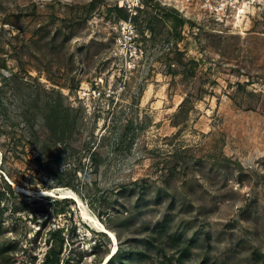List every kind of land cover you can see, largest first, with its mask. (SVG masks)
Returning <instances> with one entry per match:
<instances>
[{
  "label": "rangeland",
  "instance_id": "obj_1",
  "mask_svg": "<svg viewBox=\"0 0 264 264\" xmlns=\"http://www.w3.org/2000/svg\"><path fill=\"white\" fill-rule=\"evenodd\" d=\"M115 7L0 0V264H42L58 227L59 264H100L111 240L92 219L117 237L109 264H264V5L234 25L149 0L122 26ZM153 14L165 22L154 32ZM187 59L207 81L184 78ZM204 90L173 135L185 92ZM181 150L188 166L169 175Z\"/></svg>",
  "mask_w": 264,
  "mask_h": 264
},
{
  "label": "trees",
  "instance_id": "obj_2",
  "mask_svg": "<svg viewBox=\"0 0 264 264\" xmlns=\"http://www.w3.org/2000/svg\"><path fill=\"white\" fill-rule=\"evenodd\" d=\"M148 3V1H147ZM146 3V4H147ZM109 10H113L115 11L119 16H121L124 20H132V18H136L138 16V14L141 13L142 9H138L137 12L135 14H131L129 11H127L125 8L122 7H115V8H109ZM164 20L157 14H153L149 17L147 23H146V27L150 30L154 32V28L155 26H158L160 28L164 27ZM173 51L180 53V51L177 49L176 46L173 47ZM183 63H181L184 67H183V76L184 78H187L188 76H192L194 75L195 77L199 78V83H201L202 81H207L208 80V75L205 72H202L201 75V71L198 69L197 66V61L194 59H187L186 61H182ZM177 64L176 61H172L168 63V70L169 73L174 75L175 73V69L172 68L173 66H175ZM199 72V74H198ZM221 76H223V78L226 80V73H221ZM62 85V84H61ZM203 92H206V90L204 91H197V93H191V92H185L183 99L181 100V102L178 104L176 111L173 113L172 115V119H171V124L173 126H175L177 128L175 134L176 135L180 132L181 130V125L186 122L188 115L190 113V110L193 106V101H195L196 99L201 98ZM259 96L262 97L264 99V94L263 93H259ZM259 110H261L262 108H264V105H257V107ZM63 117H66L65 114ZM63 122H65L64 118H63ZM47 129L46 126V122L45 124L42 125L41 128H39V132L44 131ZM99 152L98 150H96V148H94L93 150H91V152L89 153L90 159H91V165L90 168L91 170H97L98 166H99V161L96 159L95 155H97ZM175 155L177 157H175ZM172 164L170 165H163L161 168L168 173L169 175H172L174 171L176 170H185L188 166L189 160H187L184 156V154L182 153L181 150V154L178 155L177 152L172 153ZM221 160L227 162V163H235L236 164V170L237 173L239 174V176L242 175V172L244 171L243 166L240 164L239 161H236L233 158H228V157H221ZM197 162V161H196ZM252 171V170H251ZM264 177V172H262L261 174ZM239 183H241V180L239 181ZM66 185V184H65ZM8 188L11 192H13V190L11 189L10 184H8ZM20 192V191H19ZM21 193V192H20ZM49 196V195H48ZM64 200H66V198H62ZM57 200V199H56ZM61 201V200H58ZM164 221H160L159 223L155 224L154 227L157 230H163V225H164ZM101 232L103 234H106V232L103 231H98ZM244 233H250L251 231H249L248 228L243 229ZM48 234L49 236L46 237L45 241L49 242L50 245L48 247V249L46 250L45 254H44V259H43V263L42 264H59L60 263V255H59V249L62 246V242L64 240V235L63 232L61 230V228H54V229H49L48 230ZM189 242H192L193 239H189ZM120 247H117V250L115 252V254L111 257H109L107 259V261L105 262V264H109L113 257L116 256V254L118 253ZM123 264V263H121ZM124 264H128V263H124ZM202 264V262L200 263Z\"/></svg>",
  "mask_w": 264,
  "mask_h": 264
},
{
  "label": "built area",
  "instance_id": "obj_3",
  "mask_svg": "<svg viewBox=\"0 0 264 264\" xmlns=\"http://www.w3.org/2000/svg\"><path fill=\"white\" fill-rule=\"evenodd\" d=\"M149 0H117L119 7L125 8L131 14L143 9ZM166 6L186 20L196 22L208 18L225 25H234L233 21L245 15L250 8L264 5V0H155ZM187 22V21H186ZM130 24L125 20L122 26Z\"/></svg>",
  "mask_w": 264,
  "mask_h": 264
},
{
  "label": "bare ground",
  "instance_id": "obj_4",
  "mask_svg": "<svg viewBox=\"0 0 264 264\" xmlns=\"http://www.w3.org/2000/svg\"><path fill=\"white\" fill-rule=\"evenodd\" d=\"M18 188L27 195H33V193L47 192L50 196L55 195L57 198H71L75 201H80L77 194L69 187L56 186L55 188L40 190L31 189L23 186H18ZM83 216L84 218L90 217L86 212H83ZM92 221H94V226L97 228L98 231H107L106 233L109 236V239L111 240V248L104 256L105 258L100 262V264H105L107 259L113 256L117 250V237L112 230L107 229V227L102 222L98 221V219H92Z\"/></svg>",
  "mask_w": 264,
  "mask_h": 264
}]
</instances>
